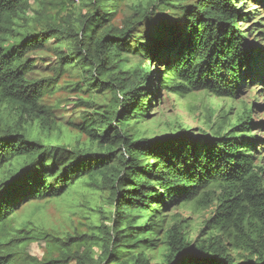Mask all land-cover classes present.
Returning <instances> with one entry per match:
<instances>
[{"label":"trees","instance_id":"trees-1","mask_svg":"<svg viewBox=\"0 0 264 264\" xmlns=\"http://www.w3.org/2000/svg\"><path fill=\"white\" fill-rule=\"evenodd\" d=\"M54 1L0 0V106L51 126L53 110L42 100L74 68L113 99L86 101L79 126L86 149L0 126V264H264V167L256 163L264 140L252 134L251 111L199 138L183 128L151 138L133 130L158 108L163 90L236 100L251 83L264 87V53L248 49L239 24L252 19L240 9L246 1L264 0H148L120 26L113 20L124 0H91L81 30H68V52L55 20L39 33L29 24L32 5L44 18L43 7ZM48 55L55 56L54 75L40 77ZM99 183L110 189L114 225L88 237L41 233L60 255L32 257V237H20L30 231L17 228V212ZM195 200L217 208L210 231L192 241L166 218L170 208Z\"/></svg>","mask_w":264,"mask_h":264},{"label":"rangeland","instance_id":"rangeland-1","mask_svg":"<svg viewBox=\"0 0 264 264\" xmlns=\"http://www.w3.org/2000/svg\"><path fill=\"white\" fill-rule=\"evenodd\" d=\"M146 1L148 0H124L113 23L122 25L125 18L135 14L138 3L144 4ZM237 2L239 5V0ZM90 4L91 0H56L53 4L43 7L44 18L34 13L38 10L32 5L34 12L30 15L29 24L33 32L39 33L49 20H55L66 32L62 35V41L63 49L68 52V46L71 44L68 30L72 28L77 33L81 30L86 14L92 10ZM253 4L246 1L240 7V9L244 8V12L250 11L252 14V19L239 23L240 31L249 35L247 36L248 49L254 48L252 51L261 50L264 53V36L262 35L264 34L262 12L264 6L257 1ZM171 10L172 8L169 14L174 12ZM164 11L166 9L157 8L158 14L168 13ZM48 57L50 59L45 58L46 60L40 62L38 66L37 70L41 71L40 77L54 75L51 68L55 63V56L48 55ZM112 99L111 93L95 92L92 87L83 83L81 71L74 68L58 78L56 90L46 94L42 100L44 106L53 110L51 126L48 122H42L41 125L35 124L26 112L20 116L16 106H0V126L11 125L21 130L29 128L34 136L40 137L43 142H52L68 150L86 149L89 143L88 137L79 129L83 111L87 110L86 101L97 106L105 105ZM159 100L158 108L150 111L152 115L148 119L136 124L134 132L142 131L144 137L151 138L174 134L183 128L199 138L205 134H213V131L220 126H227L229 122L234 123L251 111L250 116L255 123L252 134L264 140V87L256 86L255 82L251 83L250 88L236 100L209 96L206 92L180 96L169 90H163ZM41 116L44 115L41 114ZM258 152L259 156L263 157L257 158L256 163L264 167V148ZM110 195V189L103 183H99L98 187L89 188L80 185L60 198L36 200L30 206L19 210L15 224L20 230L30 231L29 234L21 233L20 237H32V240L26 243L31 246L32 257L44 262L50 258L58 259L60 255L54 245L42 239L41 233H48L50 240L52 237L65 239L68 236L81 234L88 237L98 235L95 227L113 226L111 211L115 209V206L109 204ZM216 208L215 204L208 207L199 205L197 200L179 203L169 209L166 225H177L182 233L190 235L192 241L202 239L205 235L202 231L206 233L210 231L206 224L214 216ZM95 249L99 250L98 247ZM232 253L234 254V251ZM33 263L32 258L26 262V264Z\"/></svg>","mask_w":264,"mask_h":264},{"label":"built area","instance_id":"built-area-1","mask_svg":"<svg viewBox=\"0 0 264 264\" xmlns=\"http://www.w3.org/2000/svg\"><path fill=\"white\" fill-rule=\"evenodd\" d=\"M76 1H78V0H76Z\"/></svg>","mask_w":264,"mask_h":264}]
</instances>
